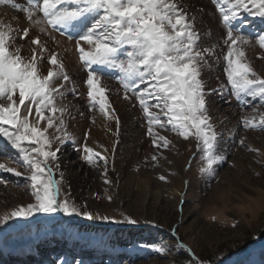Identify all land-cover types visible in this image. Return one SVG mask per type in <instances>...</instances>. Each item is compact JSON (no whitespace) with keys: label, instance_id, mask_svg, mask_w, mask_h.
Instances as JSON below:
<instances>
[{"label":"snow or ice","instance_id":"1","mask_svg":"<svg viewBox=\"0 0 264 264\" xmlns=\"http://www.w3.org/2000/svg\"><path fill=\"white\" fill-rule=\"evenodd\" d=\"M212 3L225 30L223 73L227 86L220 84L207 90L202 73L212 66L209 58L215 55V45L201 46L195 17L189 16L181 0H27L23 9L15 0H0V5L21 10L27 24L21 28L0 21V158L7 161L0 163V172L22 178L32 197L26 206L0 214V227L17 219L56 214L136 223L126 215L117 221L82 211L70 194L63 193L58 153L69 140L74 142L67 131L70 106L63 101L69 91L73 96L77 93L58 53L50 51L41 36L58 33L75 42V51L86 71L89 111H99L106 120L116 119L119 128L108 96L110 88L102 82L116 80L123 89V99L134 98L139 104L153 148L167 149L171 144L160 131L174 133L184 140L195 139L201 153V174L213 175L215 166L225 159L217 151L218 133L207 107V97L213 92L223 97L230 87V95L242 109L246 105L252 107L253 115L243 117V127L264 131V75L254 69L246 55V49L254 45L264 50V32L247 35L241 21L246 14L264 22V0ZM238 21L241 23L237 24ZM34 28L40 34L32 37L30 32ZM24 47L30 55L22 54ZM46 66L47 72L43 74ZM98 69L118 75L105 77ZM254 101L258 103L253 104ZM243 143L241 139L240 144ZM9 149L14 153L9 155ZM104 153L85 144L81 158L94 168L103 161L101 175L103 183L109 185L108 150L104 149ZM151 159L157 161L158 155ZM13 164H19L23 171ZM57 173L60 179L55 178ZM108 199L111 201L112 197ZM189 264L201 262L193 255Z\"/></svg>","mask_w":264,"mask_h":264},{"label":"rangeland","instance_id":"2","mask_svg":"<svg viewBox=\"0 0 264 264\" xmlns=\"http://www.w3.org/2000/svg\"><path fill=\"white\" fill-rule=\"evenodd\" d=\"M215 12L218 13L217 10ZM3 14L4 12L0 13L1 18ZM14 21L17 22L15 26L21 27L17 20ZM198 21L203 20L197 19ZM241 21L253 29L254 25H258L257 20L252 23L254 20L246 14L241 17ZM197 22L196 25L199 24ZM215 22L221 25L218 19ZM257 28L255 30L264 32V28ZM34 33L37 34L36 31ZM244 33L246 34V31ZM218 42H221L220 38ZM53 43L48 42L47 46L50 51L57 53L55 49L57 43L55 42L56 45ZM200 44L201 46L203 44L202 38ZM214 45H216L215 42ZM252 47L254 49L247 48L252 53L246 52V55L248 53L252 58L254 57L249 61L259 74L264 75V65L259 64L256 67L254 65L255 59H263L264 50L259 49L258 45ZM218 52L215 50L214 57L209 58L211 68H205L202 73L207 90L218 88L220 84L227 86L223 73V55L226 52ZM71 53H66V56L72 64L69 70L73 72L76 70L72 63L75 58ZM22 54L30 55L27 47L22 49ZM58 55L65 63V54L62 53L64 55L62 56L58 53ZM216 57H219V60ZM46 60L47 54L44 59L45 65ZM65 70L68 73L66 68ZM216 73L222 77L218 79L219 85H214L213 82ZM73 82H78L79 85L82 83L80 80ZM77 89L79 87H76ZM76 93L77 95L73 96L69 91L64 103L70 106L72 118L77 116L76 119L83 120L85 118L83 114L87 113L89 117L94 111H89L87 106V93L81 96L78 92ZM119 96L118 100H121L124 106L139 108V104L134 103L135 99L125 100L121 99V94ZM70 99L76 101L77 105L74 102L70 103ZM207 101L214 105V107L212 104L209 106L208 103V111L218 133L217 151L225 157L222 163L215 166L213 175L200 173L201 153L197 151L194 138L184 140L174 133L160 131V134L166 136L171 144L167 149L153 148L151 138L147 135L145 118L140 113L142 118H138V121L141 119L136 123L137 130L141 131L144 127V136L150 138V142L146 143L144 154L139 153L140 161L137 165L128 170L134 172V179L140 175L141 170L151 173L149 181L155 186L150 187L153 191H159L158 194L144 196L139 190L141 185L135 184L133 187L124 185L121 171L114 168L111 162L108 166L111 168L112 175L108 176L111 183L105 185L101 175L103 161L99 162V167H91L81 158L82 153L79 157L76 155L72 159H75L77 163L71 168V172H78L81 175L84 172L81 170L84 164L83 168L92 172L89 175L90 186L84 190V194L78 196L76 190L79 188V182L67 179L64 170L62 184L63 193L70 194L71 199L81 206L82 211L87 210L93 215L108 216L117 221H122L126 215L135 220V224L88 220L63 214L36 215L29 220L9 221L0 227V243L16 246L34 240L39 241L49 234L61 236L68 233L72 236L69 240L72 244H80L79 248L88 250V252H82L83 256L80 259L77 255L71 256V264H82L84 260L90 264H189L193 255L201 264H264V131L246 130L243 127L242 119L253 115L252 107L246 105L242 109L237 99L230 95V87L223 97L213 92L207 97ZM252 103H258V101ZM114 105L111 106L115 110L116 118H120L118 129L117 124L114 123L115 137H119V141L112 143L115 147L114 151L112 148L110 161L114 158L119 146L126 147L131 143L130 132L125 129L126 123L118 117L117 106ZM219 116L223 119H219ZM86 132L87 130L83 132L84 136ZM122 135L123 141L120 142ZM241 139L244 141L242 145ZM142 140L143 138H138L140 148ZM63 149L69 152L77 151L68 142L61 150ZM154 154L158 155L157 161L151 159ZM2 160L7 162L5 159ZM175 165H179L181 169L175 168ZM12 166L23 171L19 164ZM161 176L165 179L161 180ZM55 178L60 179L59 173ZM0 180L3 181L0 183V207L13 201L14 206L8 209L11 211L19 206H26L28 201L32 202L26 182L22 178L5 173L0 174ZM17 183L20 187L16 186ZM109 196L112 197L111 201L108 199ZM17 198L19 201L23 198L26 202L21 203ZM63 198L62 195L61 199ZM255 245L257 246L254 247ZM158 248H163L164 251H156ZM99 253L104 255L100 257ZM51 264H54L53 260Z\"/></svg>","mask_w":264,"mask_h":264},{"label":"bare ground","instance_id":"3","mask_svg":"<svg viewBox=\"0 0 264 264\" xmlns=\"http://www.w3.org/2000/svg\"><path fill=\"white\" fill-rule=\"evenodd\" d=\"M15 3L19 5L20 9H23L24 7L27 6V4H23L19 0H15ZM181 5L187 10L190 17H192V16L195 17V23L197 22V19L203 20L200 22L198 21L197 23H199V24H197V25L195 24L196 30L201 34V38L203 40L202 46L211 47L214 45V42H215L216 43V45H215L216 51H219L220 53L222 51L226 52V47L223 45V37L225 35V30L223 29V27L219 23L217 25V22H215L216 19L219 20L220 18L217 15V13L215 12L212 3L210 4V2L208 0H181ZM1 12H4V14H3L2 18L0 17V21L11 22L15 26L17 24V22H15L14 20H17L16 18H19L18 19V22H19L18 25H20L21 27L27 26L26 20H25V15L21 10L14 9L10 5H0V13ZM209 12H210L211 16L209 15ZM254 19L258 20L259 18H254ZM219 22H220V20H219ZM261 26H263V24ZM34 31H36L37 34H35ZM38 34H40V33H39V29H37V28L32 29V31L30 32V35L32 37H35ZM256 34H257V32H256ZM51 37H55V39L53 40V39H51ZM41 38L43 41H46L47 43L48 42H50V43L54 42L53 43L54 45H56L55 42L57 43V46H55V49L58 51L57 53H61V55H62V53L65 54V56L64 55H62V56L66 57V61L64 63V66L68 71V73H67L68 76L70 77V79L72 81H77V80L82 81V83L80 85L78 84V82H74L75 86L79 87V89H77L76 92L79 93V96H81L82 94H86L87 88H86V85L84 84V81L86 80V74L84 72L83 67L77 61V54L75 53V42L69 41V42H71V44H69L68 42L65 41L66 39L62 38L61 36H59L55 33H51L50 36H41ZM219 38L221 39V42H218ZM211 42L213 43V45L211 44ZM249 48L254 49V47H249ZM249 50L246 49V52L252 53ZM256 50L258 51V49H256ZM251 51H253V50H251ZM66 53H71L72 56L75 58L74 62H72V63H73V67H75L76 70L73 72H71V70H69V68L72 67V64L67 59L68 56H66ZM259 54H261V53H259ZM247 56H250V57H248L249 60L254 59V57L252 58V56L249 55L248 53H247ZM262 57H263L262 60H258V59L254 60L255 67L259 64L264 65V55H262ZM212 59L214 60V58H212ZM62 60H63V58H62ZM46 72H47V68H45L43 70V74ZM214 76H215V78L213 79L214 85H219L218 79L222 78L221 75L216 73ZM102 82L107 83L109 88H110V91L108 93L110 103H111V105L116 104L118 117H121V120L126 123L125 129L130 132L131 143L128 144V146H126V147L119 146L115 151L116 154L114 153L115 154L114 158L112 159V161H110V157H111L110 154L113 153L112 152V148H113L112 143L114 141L118 140V138H119V137H115L116 132H115L114 123H116L115 122L116 120L115 119L106 120L103 117V115L101 113H99V111L98 112L94 111L93 114L90 115L89 117H88L87 113L83 114V116L85 117L83 120H79L80 118L76 119V118H78L77 116H75L76 118L71 117V119H67V131L74 138V142H73V140H69L68 144H71L72 147H75L77 149V151L73 152V150H72L71 152H69V150L64 151V149H63L58 153V156L60 158L59 159L60 170L62 172H63V170L66 171L65 177L67 179H71L72 181L79 182V184H78L79 188L76 190V192H77L78 196L79 195L81 196L82 193L84 192V190L86 188H88V186H90V184H91V182L89 181L90 180L89 175L92 172L90 170L85 169V167L83 168L84 164L82 165V168H81V170L84 172L81 173V175L78 174V172L77 173L71 172L72 171L71 168L76 165L75 163H77L75 161V159L74 160H72V159L76 155H77L76 157L80 156V154L82 153V148L85 144H87L89 147H92L95 151L101 152L102 154H105L104 149H107L108 150L107 155L109 156V164L111 162L112 166L114 168H117L121 171L120 173H122V178H123V181L125 182L124 185H128V186L133 187V185L139 184V186L141 185L139 188L140 193H143L144 196H150V194L156 195L159 193V191L158 192L153 191L151 189L152 187H150V186H155L154 183L149 181V176L151 173H149L147 170L143 169L144 171L141 170L140 175L134 179V177H133L134 172L132 170L131 171L128 170V168L134 166L135 164L137 165V163L140 161V159H139L140 155H143L145 150H146V143L150 142V140H149L150 138H147L144 136V131H145L144 127H143V130H141L142 132L138 131L137 127H136V125H137L136 123L140 122V119L142 118L140 116V113H142V111H141L140 107L139 108L136 106L126 107L123 105L121 100H118V99H120V98H118V96L120 94L122 97L121 99H123V89L120 87L119 84L115 83L111 79H105ZM73 99H70V103L74 102ZM133 99L134 98H132L131 100H133ZM74 103L76 104V101ZM134 103H137V102L134 101ZM208 103H209V106L212 104V102L207 101V107H208ZM72 105L75 106L74 104H72ZM212 106L214 107L213 104H212ZM83 116H81V117H83ZM116 117H117V115H116ZM139 117H141V118L138 121ZM218 118L223 119L221 116H219ZM141 126H143V125H141ZM122 128H124V127H122ZM218 129H219V127H218ZM85 130H87L86 136H84V134H83V132ZM139 137L143 138V140H142L143 143L140 141L142 144L141 148L139 147L140 144L138 142ZM122 141H123V135H122V137L120 136V142H122ZM79 147H80V149H79ZM9 151H10L9 155L14 153V150L9 149ZM139 153H140V155H139ZM76 160H77V158H76ZM0 163H5L2 160V158L0 159ZM175 164H177V162ZM175 168L181 169L179 167V165H175ZM110 169L111 168L108 167V176L112 175ZM68 171H70V172H68ZM178 172L180 173V170H178ZM5 173L6 172H0V174H5ZM69 173H71V174H69ZM85 175H87V176H85ZM13 184H15V183H13ZM139 186H137V188ZM159 196L160 195H158V197ZM17 200L19 201L18 198H17ZM22 201H25V200L23 198H20L19 202L24 203ZM12 202L9 204H4L2 207H0L1 208L0 214H3L5 211H8L9 208H12V205L14 206V204ZM28 203H29V201H28ZM54 235L56 236L57 234H54ZM64 235H66V237ZM61 237H62V239H64V246H66L65 242H69V240L72 239V236L68 233L67 234L64 233L63 235H61ZM1 243H0V247L2 250L1 254L6 257V256H8V254L11 253L10 249H12V248L9 245H5V244H3L5 246H2ZM31 244L34 245V242H32ZM256 246L257 245H255L254 247H256ZM254 247H252V248H254ZM33 249H36V248L33 247Z\"/></svg>","mask_w":264,"mask_h":264}]
</instances>
